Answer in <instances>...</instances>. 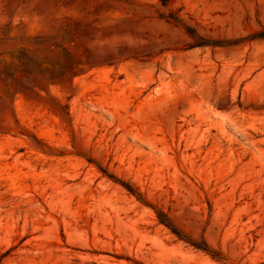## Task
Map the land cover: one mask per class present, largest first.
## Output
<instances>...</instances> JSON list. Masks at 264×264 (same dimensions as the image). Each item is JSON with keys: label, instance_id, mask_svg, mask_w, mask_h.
I'll use <instances>...</instances> for the list:
<instances>
[{"label": "rangeland", "instance_id": "obj_1", "mask_svg": "<svg viewBox=\"0 0 264 264\" xmlns=\"http://www.w3.org/2000/svg\"><path fill=\"white\" fill-rule=\"evenodd\" d=\"M262 29L264 0H0V264H264ZM22 51L82 70L26 86Z\"/></svg>", "mask_w": 264, "mask_h": 264}, {"label": "trees", "instance_id": "obj_2", "mask_svg": "<svg viewBox=\"0 0 264 264\" xmlns=\"http://www.w3.org/2000/svg\"><path fill=\"white\" fill-rule=\"evenodd\" d=\"M253 38L264 39V29L254 33ZM69 53L67 52V55ZM20 64L17 67V71L20 73V80L26 86H35L36 80L44 79L49 77L50 79H59L71 73L81 71L79 65L76 63H63L55 60L54 57L45 55L42 56L39 52L34 51L33 53H27L22 51L19 55ZM51 64V65H50ZM78 68V69H77ZM0 73H6L5 67H0ZM16 75V73H14ZM105 175L110 178L115 179L123 187H125L130 193L135 195L140 201L149 205L148 201L145 199V195L136 187L134 184L117 178L113 173L108 172L106 169H102ZM152 206V205H150ZM153 207V206H152ZM155 208V207H153ZM156 216L158 220L166 225L174 234H176L180 239H183L193 245L194 247L201 249L209 253L212 257L222 260L223 255L211 248L208 243L202 240H195L187 236L181 229H179L173 222L169 214L163 209H156Z\"/></svg>", "mask_w": 264, "mask_h": 264}]
</instances>
